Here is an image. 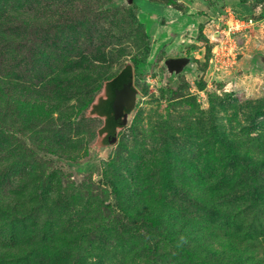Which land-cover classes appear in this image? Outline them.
Masks as SVG:
<instances>
[{
    "label": "rangeland",
    "instance_id": "1",
    "mask_svg": "<svg viewBox=\"0 0 264 264\" xmlns=\"http://www.w3.org/2000/svg\"><path fill=\"white\" fill-rule=\"evenodd\" d=\"M162 5L0 0V264H264V0H182L168 51ZM226 9L254 24L211 63ZM126 65L135 110L96 155L89 101Z\"/></svg>",
    "mask_w": 264,
    "mask_h": 264
},
{
    "label": "water",
    "instance_id": "2",
    "mask_svg": "<svg viewBox=\"0 0 264 264\" xmlns=\"http://www.w3.org/2000/svg\"><path fill=\"white\" fill-rule=\"evenodd\" d=\"M127 2L131 4L133 0H127ZM260 63L264 65V57L260 59ZM163 64L170 75H178L185 71L189 59L186 57L168 58ZM137 95L138 92L132 86L131 81L124 85L117 95L108 126L99 141L100 146L106 148L103 151L104 156L108 155V148L116 144L118 131L127 125L135 110Z\"/></svg>",
    "mask_w": 264,
    "mask_h": 264
},
{
    "label": "trees",
    "instance_id": "3",
    "mask_svg": "<svg viewBox=\"0 0 264 264\" xmlns=\"http://www.w3.org/2000/svg\"><path fill=\"white\" fill-rule=\"evenodd\" d=\"M168 3L175 4V2L171 0H168ZM130 81L133 86V75L131 73V67L129 65H126L116 75L102 82V98H98L97 101L94 99L89 101L90 108L87 117H97L103 121V124L97 130L96 139L89 147L90 150H94L96 148V152L94 151L96 155H99V153H101L105 149V147L100 146L98 138L104 134V131L108 126L111 117L112 106L115 102V99L120 93V90L123 88V86ZM121 229L127 231L126 227H121Z\"/></svg>",
    "mask_w": 264,
    "mask_h": 264
},
{
    "label": "built area",
    "instance_id": "4",
    "mask_svg": "<svg viewBox=\"0 0 264 264\" xmlns=\"http://www.w3.org/2000/svg\"><path fill=\"white\" fill-rule=\"evenodd\" d=\"M216 21H222V25L218 23L221 28L217 30L218 37L211 49L210 62L225 64L236 59L238 49L236 37L246 34L254 21L250 18H238L230 9L225 10L224 15L216 18Z\"/></svg>",
    "mask_w": 264,
    "mask_h": 264
},
{
    "label": "crops",
    "instance_id": "5",
    "mask_svg": "<svg viewBox=\"0 0 264 264\" xmlns=\"http://www.w3.org/2000/svg\"><path fill=\"white\" fill-rule=\"evenodd\" d=\"M171 1H174L175 4H169V5H165L161 7V11H159L160 15H158V21L161 22L162 20H166V25L164 26H159V28L155 31L156 33L153 34V38H154V41L156 42V46H167V51H168V48L171 49L172 47H175V43L173 42L172 43V40L171 38L173 37L172 36V33H181L183 31H185V29L188 27L187 24V19L185 18L184 21L183 19L181 18H184L182 13L178 11L176 4H179L182 2V0H171ZM153 5H157V4H153ZM205 5V4H204ZM171 6H174L171 7ZM156 10V9H155ZM227 10V9H226ZM169 12V14H167ZM170 12H173L170 13ZM217 17V16H216ZM211 18L208 17V19ZM207 19V20H208ZM209 21V20H208ZM210 22L212 23H216L213 19L210 20ZM211 24L207 22V24H205L203 26V33H207L208 31V27H210ZM218 26V23H216L215 27L217 28ZM212 27V26H211ZM174 35V34H173ZM208 39L211 41H215V38L218 37V33H217V30L214 29L212 30L211 32L209 31V35L207 36ZM173 58H177V57H181V55H173L172 56Z\"/></svg>",
    "mask_w": 264,
    "mask_h": 264
}]
</instances>
